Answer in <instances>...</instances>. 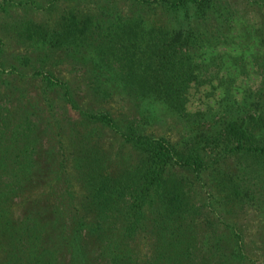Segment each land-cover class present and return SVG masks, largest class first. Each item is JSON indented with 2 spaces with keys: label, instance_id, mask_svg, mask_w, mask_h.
<instances>
[{
  "label": "trees",
  "instance_id": "1",
  "mask_svg": "<svg viewBox=\"0 0 264 264\" xmlns=\"http://www.w3.org/2000/svg\"><path fill=\"white\" fill-rule=\"evenodd\" d=\"M106 1L85 0V8L66 10L57 15L50 32L54 29L52 35L58 36L60 45L85 42L91 52L100 51L106 61L116 64L123 76L120 110H108L106 105L103 110L98 106L85 111L71 94L72 86L80 84L53 80L50 71L37 68L43 82L49 83L42 99L48 89L64 87L65 101L80 115L79 121L72 122L52 113L50 122L58 136L66 129L72 132L67 159L73 168L71 174L64 170V178L82 179L76 204L53 185L57 201L46 213L49 218L35 209H24L22 217L16 216V199H29L42 173V169L38 173L43 146L39 130L44 114L36 108L40 97L7 102L9 90L0 91V264H222L225 257L233 264H247L249 246L237 231V222L228 246L219 236L207 238L200 233L203 208L193 182L187 189V180L193 175L202 181L207 172L228 169L234 162L243 173L238 182L229 179L230 188L216 186L226 211L231 207L242 211L246 188H257L264 200V13L251 2L243 9L250 11L249 18L239 16L216 42L206 44L216 51L196 49L195 56L190 46L197 44L194 24L185 27L181 20L189 17L191 8H205L213 0H127L136 7L156 2L169 13L165 21L150 20L142 13L116 15L112 7L102 5ZM234 27L247 31L237 36L231 34ZM229 49L238 54L230 56ZM86 79L98 101L107 104L110 84L98 75ZM133 101L141 106L157 102L186 119L195 133L176 143L150 133L146 123L152 109L137 114ZM99 124L129 145L131 158H112L104 150L94 135ZM87 133L95 140H86ZM45 157L49 158L46 152ZM50 159V179L58 178L57 167L62 168L65 160ZM52 217V226L60 234L56 245L45 237ZM145 240L150 241V256L140 249Z\"/></svg>",
  "mask_w": 264,
  "mask_h": 264
},
{
  "label": "rangeland",
  "instance_id": "2",
  "mask_svg": "<svg viewBox=\"0 0 264 264\" xmlns=\"http://www.w3.org/2000/svg\"><path fill=\"white\" fill-rule=\"evenodd\" d=\"M251 2L257 3V7L264 13V0H213L205 8L199 10L191 8L189 17H183L181 20L185 27L188 23L194 24L193 32L197 37V42L195 41L197 44H190L193 52L191 54L197 56L199 52L196 53L195 50H200L201 48L205 53H209L212 50L216 51L213 45H208L212 46L210 49L206 44L216 42V38L226 33L228 24L233 23L239 16H242L244 20L249 18L250 11L243 9ZM154 3L156 2H153L151 6L147 5L145 7L137 4L136 7L127 0H107L102 5L112 7L116 15L136 16L142 13L150 20H167L169 13L166 10H162V7L154 5ZM80 6L82 8L87 6L85 0H0V30L3 28L0 32V36L2 34L3 39L0 41V91L9 90L7 102L25 101L29 98L40 97L36 108L44 114V122L41 124L42 130H39L40 142L43 146L40 148L39 158L41 159L38 163V173H40L41 169L42 173L39 175L40 179L31 192L29 199L23 201L21 198L16 199L17 202L14 207L17 217H22L24 209L25 211L35 209L42 217L49 218L46 213H48L53 203L57 201L56 196L52 193L53 185L57 187V192L65 194L66 199L75 201V204L80 199L83 191L80 176L70 180L64 178V175H66L64 170H68V173L71 174L73 168L71 159H67L70 158L69 152L72 145L70 137H72V132L66 129L62 136H58L55 133L56 128L52 127L51 130L50 125L52 113H55L56 117L60 119L67 118V120L70 119L72 122L79 121L80 115L77 110L73 109L70 102L65 101L64 87L47 88L48 96L45 100L42 99L44 87L49 83L46 80L43 82L42 74H37L38 66H40L39 68L42 71L44 69L46 72L50 71V78H55L53 80L66 81L71 83L70 85H75L74 82L80 84L81 86L76 85V88L72 86L71 94L78 106L85 109V111L97 110L98 106L99 109L102 108L103 110L107 105L108 110L115 112L122 107L120 97L124 95V92L120 91V86L123 76L116 64L111 65V63L106 61L100 51L97 54L91 52L89 50L91 47L85 42L70 43V41H65L66 44L60 45L55 40L58 36L56 34L52 35L54 29L52 33L50 32V29L54 28L56 24L57 15H61L69 9L80 8ZM16 25L19 26L18 29H16ZM9 26L10 28L7 31L5 28ZM242 30L247 31L244 28L234 27L231 34L241 35ZM261 35L264 37V32ZM261 35L259 39H262ZM229 52H232L229 53L230 56L238 54L236 50L229 49ZM45 55H49V57H44ZM244 59L243 61H246L247 56ZM39 61L44 62L41 63ZM98 68L100 72L96 73ZM13 70H16L15 74L10 73ZM87 75H95V77L98 75L103 83L110 84L109 93L111 95L106 97L107 104L106 102L102 103L103 99L98 101L94 92L90 91L86 79ZM222 78L220 77L219 79ZM152 102L151 105L141 106L133 101L131 105L137 107V114H139L140 110L149 111L152 109L150 117L148 115L149 121L146 123V128L150 133L166 137L174 143L183 141L195 133L194 127L186 119L175 116L166 108L157 104V102ZM75 126L78 129H82L83 125L77 123ZM99 126L94 135L97 141L101 142L104 150L110 152L112 158H120L121 155L126 159L131 158L129 145L120 140L118 135L110 128L100 124ZM76 135L77 133L74 134V136ZM87 135L85 136L86 140H95L91 133H87ZM49 137L52 138L50 142H48ZM60 140H62L61 145L59 144ZM68 145H70V149L67 148ZM50 147L55 148L54 153L49 152ZM63 148L65 149L63 150ZM45 152L49 158L45 157ZM63 153H67V156H62ZM53 156L60 159L63 158L65 163L64 165L62 164V168L57 167L60 177H52L50 179V174L53 172L50 167V158H53ZM240 171V169L237 170L236 164L231 162L228 169L207 172L203 175L204 179L202 181L194 180L193 175L190 177L186 175L190 179L187 180V189L193 182V189L198 194L200 206L203 208L199 213V216L202 215L201 217L203 218L201 220V234H204L207 238L219 236L222 238V242L228 246V240L232 238L233 225L237 222V231L242 232L246 244L249 246L247 254L250 256V261L247 264H264V200L261 199L260 193H257L258 189L255 186L256 191L246 188V191H243L246 202L242 207V211H238L236 207H231L230 212H228L223 207L222 196L218 193L220 187L216 188L217 185H224L230 188L232 186L230 183L232 182L229 183L228 180L233 179V182H238L239 176L243 175ZM73 174H76V170ZM183 177H185V174ZM209 195H214L215 198L209 200ZM49 220V226L45 229V237L56 245L55 240L60 238V234L52 226L53 222L51 220H53V217ZM67 220H70L69 215ZM226 225L230 227L227 228ZM146 241L141 243L140 249L144 254L150 256L153 251L150 241H147L148 244ZM203 242H205V239H203ZM228 254L230 255L231 253ZM222 264L233 263L228 257H225V262Z\"/></svg>",
  "mask_w": 264,
  "mask_h": 264
}]
</instances>
